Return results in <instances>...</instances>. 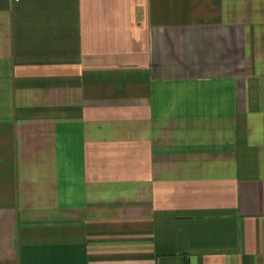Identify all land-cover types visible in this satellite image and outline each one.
Masks as SVG:
<instances>
[{"label": "crops", "instance_id": "crops-1", "mask_svg": "<svg viewBox=\"0 0 264 264\" xmlns=\"http://www.w3.org/2000/svg\"><path fill=\"white\" fill-rule=\"evenodd\" d=\"M0 264H264V0H0Z\"/></svg>", "mask_w": 264, "mask_h": 264}]
</instances>
